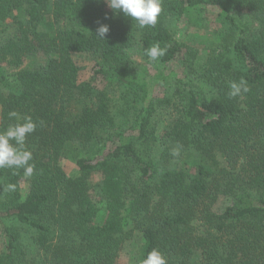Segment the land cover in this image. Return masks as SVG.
Wrapping results in <instances>:
<instances>
[{
  "label": "trees",
  "instance_id": "trees-1",
  "mask_svg": "<svg viewBox=\"0 0 264 264\" xmlns=\"http://www.w3.org/2000/svg\"><path fill=\"white\" fill-rule=\"evenodd\" d=\"M162 9L155 27L139 28L106 0H0V27L17 32L0 40V130L16 122L11 111L37 123L26 138L31 177L0 168V264H117L135 233L136 264L154 247L168 264H264V0H163ZM210 18L213 41L170 31L173 20ZM98 21L110 26L103 39ZM156 43L166 54L139 74L130 50L148 58ZM31 53L49 61L26 68ZM82 54L95 60L94 78L123 88L118 99H86L74 80ZM5 65L18 70L14 81ZM241 78L249 91L229 98ZM161 109L172 119L160 131ZM74 148L78 177L60 164Z\"/></svg>",
  "mask_w": 264,
  "mask_h": 264
},
{
  "label": "rangeland",
  "instance_id": "rangeland-1",
  "mask_svg": "<svg viewBox=\"0 0 264 264\" xmlns=\"http://www.w3.org/2000/svg\"><path fill=\"white\" fill-rule=\"evenodd\" d=\"M170 31L173 33L174 37L176 39L183 40L182 42H189V41H198L200 37H206L210 38L212 41L215 38L214 31L217 28V23H215L213 20H211L208 23H200L198 21H194L190 26H180L175 20H173L170 24ZM17 36L16 28L15 26L10 23H4L0 27V40L8 39V38H15ZM185 52V50H184ZM130 60H131V67L136 69L139 74L145 75L150 72H154L152 68L154 66L150 62L149 58H145L144 55L140 52L139 49H137V46L132 48L130 50ZM75 62L77 63V66L79 68L78 73L75 75V84L81 89L87 96V100L99 98L101 93H106L109 95L111 99H118L123 91V88H121L117 83L108 81V80H102L99 78H94L93 76V67L95 65V60L90 55H77L74 57ZM49 61V58L42 55V54H29L28 58L26 59V65L25 67L29 68H36L39 65ZM204 64V57L197 60L195 63V67L197 69H200L202 65ZM175 65V64H174ZM175 69L181 70L183 68V60L180 58L176 65L174 66ZM18 70L5 65L4 66V73L9 77V80L14 81L15 76L14 73H16ZM1 105H0V122H1ZM159 124L158 129L160 131L163 128H167L171 126L170 120L172 119L170 114L167 113V111L161 109L158 112V118ZM81 150L74 148L72 154L70 155V159L61 160L60 164L63 167V169L67 172L68 175L72 177H78L79 172L77 170V167L75 165V159L78 158L81 155ZM162 156V148H158L155 152L154 158L157 162L160 161V158ZM183 167V166H182ZM29 182L23 181V192L27 193L29 188ZM100 195V192L97 191L94 193V197L97 198ZM228 202L226 199H221L217 205L215 206V210L217 212L223 211L225 207L227 206ZM104 220L103 214L100 216V223ZM126 230H131L130 225H128V222H125ZM137 238V234L135 233L132 240L127 241L123 249L121 250L117 264H136L133 257L136 254V252L139 249L138 241L135 239ZM4 250V242H3V236L0 233V252Z\"/></svg>",
  "mask_w": 264,
  "mask_h": 264
},
{
  "label": "clouds",
  "instance_id": "clouds-1",
  "mask_svg": "<svg viewBox=\"0 0 264 264\" xmlns=\"http://www.w3.org/2000/svg\"><path fill=\"white\" fill-rule=\"evenodd\" d=\"M107 6L114 13H122L124 17L136 21L139 28L155 27L158 17L162 12L163 0H106ZM109 17L107 14L104 20ZM96 35L103 39L110 31V26L98 21ZM167 52L166 48H161L158 43L145 49V55L150 61H157ZM249 87L247 81L241 78L238 82L229 83V98H236L242 93H247ZM9 117L15 119V123L9 124L5 129L0 130V168H9L13 170L23 169L25 177H31L35 165L30 163L33 160L32 152L27 148L26 138L37 128V123L31 116L20 117L16 111L9 112ZM173 156L179 155V149H174ZM16 185L8 184L7 190L14 191ZM141 264H168L167 258L159 248H152Z\"/></svg>",
  "mask_w": 264,
  "mask_h": 264
}]
</instances>
